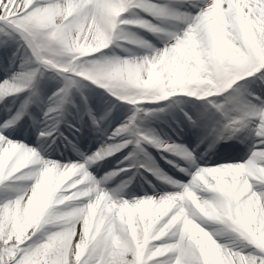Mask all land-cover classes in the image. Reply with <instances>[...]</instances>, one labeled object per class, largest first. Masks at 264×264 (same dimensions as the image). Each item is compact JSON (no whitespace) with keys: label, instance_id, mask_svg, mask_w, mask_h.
Instances as JSON below:
<instances>
[{"label":"rangeland","instance_id":"obj_1","mask_svg":"<svg viewBox=\"0 0 264 264\" xmlns=\"http://www.w3.org/2000/svg\"><path fill=\"white\" fill-rule=\"evenodd\" d=\"M92 1L0 0V84L5 83L0 93V264H264V244L258 239L254 220H238L225 198H214L212 208L196 203L198 211L187 229L183 223L166 228L171 213L146 233V220L140 221L131 211L139 204L122 209L124 219L116 216L114 208L105 212L102 206L79 216L78 210L89 206L80 196L90 186L74 182L82 174L54 197L49 193L57 182L41 184L42 193L34 191L39 168L24 161L33 159L35 154L26 152L33 148L15 141L20 122L31 123L32 136L40 142L61 133L71 143L68 130L79 128L80 121L87 118L85 127L93 125L95 136H110L97 149L101 158L112 157L109 163L113 169L107 170L106 185L113 184L122 172L113 165L121 160V165L131 166L141 176L147 174L141 180L149 186L148 192L133 198L145 203L149 198L157 200L160 194L153 188L154 174L137 158L138 147L147 153L152 152L151 147L152 161L164 158L181 137L174 131L183 123L193 125L203 115L213 114L217 116L213 123L242 128L237 145L227 148L226 155L235 156L234 162L206 168L238 166L250 151L264 150V139L256 145L254 135L245 129L249 122L255 129L264 125V99L261 106L253 102L264 89V31L250 21L230 31L235 39L233 48L243 50L244 60L238 62L235 52H220L218 43L206 36L214 23L193 32L188 38L194 39L193 44L176 40L189 11H203L201 3L142 0L151 6L145 10L139 6L140 0H95L98 13L80 46L77 39L84 11ZM249 37L260 47L253 48ZM204 39L205 48L198 45ZM151 47L162 57L146 67L140 59L147 60ZM248 60L253 61L250 66ZM241 120L248 122L242 124ZM170 130V137L161 145L154 143L155 135L160 137V131ZM208 130L211 140L200 145L219 149L209 124L202 132ZM132 141H137L136 145ZM10 144L15 147L11 149ZM189 157L195 159L196 155ZM181 167L176 169L187 176L189 169ZM170 180L171 186L179 183L174 177ZM208 183L215 186V181ZM239 186L234 184V190ZM193 196L198 199L200 194ZM127 199L131 202L122 196V200ZM79 229L82 237L76 247ZM243 229V237L259 250L249 248L226 262L215 253L210 259L203 257L206 249L199 231L220 244Z\"/></svg>","mask_w":264,"mask_h":264},{"label":"bare ground","instance_id":"obj_2","mask_svg":"<svg viewBox=\"0 0 264 264\" xmlns=\"http://www.w3.org/2000/svg\"><path fill=\"white\" fill-rule=\"evenodd\" d=\"M191 1L201 3L200 5H202L203 11L196 14H192L191 10L189 11L191 14L188 15L186 23H182L183 28H181L180 36L177 37L176 40L180 39L182 42L188 41L193 44L195 43L193 41L194 39H188L192 33H195L204 27H207L208 29L209 26L214 23L215 26L213 31H210V33L206 36H209L218 43L220 47L219 50H221L220 52L225 50L230 52L233 51L235 52L234 56L238 58V62H242L244 60L242 58L244 55L243 50L233 48L234 46L232 44H234L235 39L230 31L237 27L242 28L247 21L253 23L258 30L264 31V0ZM139 6L145 10H149L151 7L150 4L142 0H140ZM58 9L59 8H57V10ZM219 10H222L221 14L218 13ZM97 13V2L93 0L91 3H88V8L84 11V23L80 28V36L77 39V45L79 44L81 46L82 42H84L83 39H85L88 32L91 30L93 20L95 19ZM59 14L60 13H58L57 16H60ZM241 17H243V20ZM236 18L240 20L235 24L234 21ZM249 36L251 37V35ZM250 37V45L253 48L260 47L258 43L254 45V42L252 41L253 39ZM205 39L198 42V45L205 48ZM137 50L142 52L140 49ZM148 51L149 54L147 56V60L145 61L144 58L140 59L146 67L149 64H155L162 57V54L159 51H155L152 47L148 49ZM258 51L259 50H257V52ZM252 63V60H248L247 66H250ZM262 64H264V62ZM4 87L5 83L0 84V93L4 91ZM263 93L264 90L260 92L259 96L261 97H259V100L253 102H256L261 106V104H263L262 100L264 99ZM254 115L255 118H257V115ZM261 120L262 123H264V116ZM247 122L248 121L245 120L244 123ZM246 126L247 127L245 129L250 133V135H254L253 137L255 138L253 141L255 144L259 145L264 139V125H259V127L255 129V127L252 126V123L249 122ZM218 127L219 132L223 133V135L229 133L224 130L221 123L218 124ZM237 127L238 126L233 125L230 126L229 129H237ZM5 133L4 135H6ZM97 137V141L101 142L99 143L100 146H103L107 142H104L105 140L110 139V136L105 139L102 134H99ZM155 137L156 140L154 143H156V145H159L160 143L161 145L162 141H164L165 138H168V134L161 131L160 137L156 135ZM132 142L134 145L137 143V141ZM1 143H3V140L0 138V144ZM5 146L3 150H5ZM14 147L15 146L13 144H10L11 149ZM137 147L138 146H136V148ZM191 147L192 146L185 148L180 144L172 143V148H170L172 154L170 151V155L166 156L168 163L176 162L190 171L188 176H186L184 183H178L177 186H171L170 180L171 177H177V175L179 176L177 171L169 166V164L163 165L161 162L159 164H154L155 162L152 161L153 157L151 156L153 149H151V147V153L145 152L142 146L138 147V158H140V163L148 166L149 170L154 174V179H156L155 186H153V188L156 193L160 194V198L157 199L158 202L155 206H152V203L157 201L155 198H149L146 203L142 199H133L135 195L137 196L139 194V192L143 194L148 191L149 186L146 185V182L143 180L138 182L139 184H137V187L131 180L121 176L118 177L114 184L106 185L108 180L107 170H109V167L107 163L103 162V158H101L102 154L98 152L97 147H94L93 150L87 152L89 155L81 159L82 161L78 159L80 161L75 162V156L70 154L64 157L65 161H67L66 163H53L46 159V147L38 148L36 151L37 154L32 150H27L26 152H28L29 155L35 154V156L32 155L33 159L26 158L24 161L30 162L39 168L38 177L34 179V191L36 193H42L39 189L41 184L43 185L47 182H57L56 184L54 183L55 185L51 189L52 192L49 193L50 197H54L60 193L64 185L72 182L75 178H78L82 174L83 177H79L80 179H78V181L74 180V182L78 186H82L84 184L90 186L85 194L80 196L82 197L81 201H86L89 203V206L78 210L79 216L88 213L90 210L95 211L97 208L102 206L103 208L101 207V210L105 212L109 211V208H114L116 216L124 219L125 214L121 210L125 209L127 205L139 204L138 206L133 207L131 211L133 210V213L139 216L140 221L146 220L143 225V229L146 233L152 229V227L156 226L160 220L171 213L173 214V217L167 224L166 228L170 229L177 223H183L184 228L187 229V227L192 225L190 223L192 222L191 219L198 211L196 203L201 202L206 208H212L215 206L214 198H225L230 201V204L236 210L238 220L241 217L243 219L246 217L254 220V225L258 231V239L262 244H264V150L250 151V153L245 157L246 159L243 163L238 166L236 165L217 169V167L205 168L201 165L203 164L201 160L192 161L189 156L191 153H195V151ZM251 148H253V146H249L248 149ZM84 151L86 152L87 149ZM96 164L100 166L98 169L95 166ZM257 164L261 165L257 166ZM47 168L50 169L51 173L49 170H45ZM99 169H102L104 172H102V175L97 174ZM126 169H129V167H126ZM62 177H64L63 180H61ZM58 179L59 181H57ZM209 180H212L213 182L215 181V186L212 187V185L208 183ZM234 184L240 185L237 190H234ZM198 193L200 194L199 198H194L193 195H197ZM122 196L131 198V202L129 199H127L128 201L122 200ZM142 202L145 203V206L140 205L143 204ZM148 217H150L151 220H148ZM81 229L78 230L75 238L74 243L76 247L82 237ZM244 231L245 229L240 230V235L237 233L230 235L228 239L221 241L220 244L213 243L208 234L199 231L198 235L201 237L202 242L205 243L206 249L203 257L205 259H210V257H212L215 253L216 257H218L221 261L226 262L228 258H238L241 251H247L249 248L250 250L258 249V247L254 245L247 236L246 239L248 240L243 237L245 233Z\"/></svg>","mask_w":264,"mask_h":264}]
</instances>
